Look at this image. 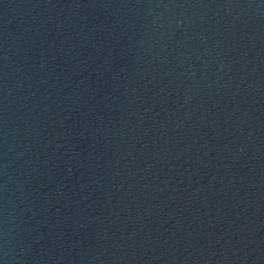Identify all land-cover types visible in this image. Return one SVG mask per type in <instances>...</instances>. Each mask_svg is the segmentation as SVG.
<instances>
[{
  "label": "water",
  "instance_id": "1",
  "mask_svg": "<svg viewBox=\"0 0 264 264\" xmlns=\"http://www.w3.org/2000/svg\"><path fill=\"white\" fill-rule=\"evenodd\" d=\"M0 264H264V0H0Z\"/></svg>",
  "mask_w": 264,
  "mask_h": 264
}]
</instances>
